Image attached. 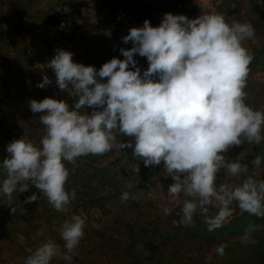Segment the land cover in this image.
<instances>
[{
	"label": "clouds",
	"instance_id": "1",
	"mask_svg": "<svg viewBox=\"0 0 264 264\" xmlns=\"http://www.w3.org/2000/svg\"><path fill=\"white\" fill-rule=\"evenodd\" d=\"M208 2L202 0L201 8H208ZM253 36L250 23H229L219 12L202 11L195 18L166 12L157 26L145 19L142 26L130 27L122 37L123 43L131 42L120 49L123 59L112 57L98 69L74 62L68 50H57L47 66L58 88L78 99L71 107L52 97L29 101L30 110L41 113L45 131L39 143L23 135L6 145L10 156L0 160L6 173L0 196L24 192L31 184L56 211H64L76 196L75 189L65 188L70 172L66 162L75 166L82 156L131 148L145 166L163 161L172 180L166 193L178 206L180 224H193L199 214L212 232L229 221L235 208L264 218V179L247 174L246 164L224 155L233 145L264 140V109L246 103L253 57L243 42ZM134 54L147 59L142 74ZM50 83L43 76L36 87ZM121 134L132 141L118 140ZM262 160L257 155L251 164L260 168ZM221 169L227 176L245 177L239 183L217 184ZM36 199L35 193L27 197ZM121 199H129V193L123 192ZM210 209L216 211L210 214ZM172 210L162 209L164 215ZM85 224L83 214H72L60 230L66 252L49 239L24 264H50L58 255L70 261L67 253L84 236ZM257 227L245 228L241 241L248 242ZM226 247L222 243L215 252L223 256Z\"/></svg>",
	"mask_w": 264,
	"mask_h": 264
},
{
	"label": "rangeland",
	"instance_id": "2",
	"mask_svg": "<svg viewBox=\"0 0 264 264\" xmlns=\"http://www.w3.org/2000/svg\"><path fill=\"white\" fill-rule=\"evenodd\" d=\"M169 1L173 3L0 0V160L10 156L6 145L13 139L26 135L39 143L44 134L41 113L29 108L31 99H62L70 107L78 99L58 88L54 71L47 66L57 50H68L74 62L97 69L112 57L123 59L120 49L131 47V42L123 43L122 37L130 27L142 26L145 19L157 26L166 12L183 14L176 0ZM214 7L229 23L253 26L254 36L243 42L246 48L253 51L264 45V0H214ZM133 58L142 74L148 67L146 57L134 54ZM252 63L254 59L249 65ZM43 76L51 83L36 87ZM261 76L264 74L249 68L248 77ZM261 95L257 91L247 93L246 103L251 105ZM84 110L90 113L92 108L86 105ZM117 139L132 141L123 134ZM230 150L224 153L227 160H232ZM66 166L70 172L65 188L75 189L76 196L64 211H56L31 184L24 192L0 196V264H24L38 241L49 239L65 253L60 230L72 214L86 217L84 236L67 253L70 261L58 255L50 264H213L201 256L215 254L216 247L230 238L221 227L209 232L199 214L191 225L179 223L178 206L166 193L172 180L164 172L163 161L145 166L140 157L132 155L131 148H114L102 155L79 157L75 166L67 162ZM223 171L217 173V184L236 183L241 175L227 176ZM5 175L0 169V179ZM123 192L129 193V199H121ZM33 193L37 199L28 201ZM184 198L179 197L181 201ZM164 206L173 210L164 215ZM215 211L210 209V214ZM257 249L261 252L262 246ZM246 251L236 249L240 255Z\"/></svg>",
	"mask_w": 264,
	"mask_h": 264
},
{
	"label": "crops",
	"instance_id": "3",
	"mask_svg": "<svg viewBox=\"0 0 264 264\" xmlns=\"http://www.w3.org/2000/svg\"><path fill=\"white\" fill-rule=\"evenodd\" d=\"M179 6H182V13L188 18H195L199 16L202 11H215L217 10L214 7V0H209L208 8H201L202 0H176ZM169 1L167 0V4ZM216 5V4H215ZM255 63L249 65V68L256 69L260 73L264 74V45L260 48L250 51ZM247 87L245 89L246 93L257 91L261 93V98L256 99L250 106L254 109H264V76L261 78L248 77L247 78ZM264 134V133H262ZM230 158L232 160L239 159L243 164L248 166L247 174H258V179H264V160L260 168H255L251 161L257 155L264 157V140L259 144L243 142L240 145H233L230 147ZM245 174H241L238 181L239 183ZM249 225L259 226L255 231L250 234L248 242H242L241 236L244 233L245 228ZM221 228H224L228 231L230 235L229 240L223 241V244H226L227 247L224 250V255L220 256L216 252L215 254H205L201 257L204 258V261L210 259L213 264H226V262H231V264H264V218H258L254 215H250L247 212H241L239 208H235L233 216L225 223ZM45 241H38V246ZM222 244V243H221ZM250 246V248H249ZM262 246V251L259 252L257 248ZM246 249L247 253L237 254L236 249ZM242 252V251H241ZM244 253V252H242ZM185 264V262L183 263ZM206 264V263H204ZM212 264V263H210Z\"/></svg>",
	"mask_w": 264,
	"mask_h": 264
}]
</instances>
